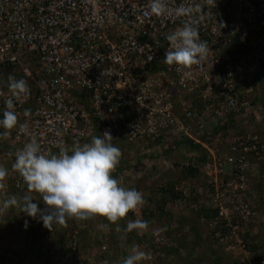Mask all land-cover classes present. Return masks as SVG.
<instances>
[{
    "label": "built area",
    "instance_id": "built-area-1",
    "mask_svg": "<svg viewBox=\"0 0 264 264\" xmlns=\"http://www.w3.org/2000/svg\"><path fill=\"white\" fill-rule=\"evenodd\" d=\"M166 2L169 14L157 17L150 12V0H0V119L11 98L8 75L23 78L30 89L14 101L18 124L3 140L13 151L0 153V166L10 170L0 186V202L18 191L45 208L39 194L29 193L11 171L15 153L31 139L41 144L44 154H58L61 148L71 154L74 141L83 144L109 131L111 142L120 150L131 147L129 153L142 155L147 166L153 152L189 138L207 157L202 163L207 179L192 208L217 207V216L207 221L216 245L242 264H264V247L260 258H254L256 241L251 238L252 226L264 223V188L258 191L255 183L262 176L264 131L253 130L257 119L242 117L247 102L240 101L245 89L237 77L242 67L264 70V0ZM181 8L193 11L178 16ZM192 20L208 42L207 58L187 70L166 65V36ZM232 112L235 119L243 118L245 133H230L232 127L212 130L214 123L226 125ZM20 124L26 125L23 133ZM227 139L228 153L223 154ZM203 154L188 151L193 160ZM162 160L161 172L152 169L150 174H158L159 187H166L163 167L174 164ZM134 165L122 172L132 185L149 171ZM190 181L175 183L177 205L187 202ZM151 209L145 204L125 217L149 223L147 234H138L142 239L136 246L150 255L141 264H161L164 249L175 244ZM19 217L40 234L25 243L23 253L0 247V264L32 258L38 259L36 264H114L108 232L98 222L104 218L70 219L66 226L49 230L39 216Z\"/></svg>",
    "mask_w": 264,
    "mask_h": 264
},
{
    "label": "clouds",
    "instance_id": "clouds-1",
    "mask_svg": "<svg viewBox=\"0 0 264 264\" xmlns=\"http://www.w3.org/2000/svg\"><path fill=\"white\" fill-rule=\"evenodd\" d=\"M208 2L213 3V0ZM149 8L151 14L157 17L169 14L166 0H150ZM192 11L189 8H181L176 10V14L181 16ZM166 40L169 47L163 63L175 65L178 70H187L199 65L207 58L210 50L207 40L200 38L196 20L183 22L181 27L166 36ZM7 87L11 98L5 101L3 118L0 119V128L4 129L0 136L3 138H7L18 124L14 101L30 91L26 80L17 79L12 74L7 77ZM245 92L248 94L249 91ZM245 92L240 96V101L247 102L242 109L246 113L252 105L246 100ZM19 130L25 132L26 125L20 124ZM112 139L110 132L105 131L100 136L92 135L90 141L83 144L78 140L74 141L71 154L69 150L61 148L58 154L50 155L42 153L41 144L36 139H31L15 153L11 171L19 175L29 193L39 194L45 208L40 209L33 203L34 198L31 195L21 196L20 192L11 191L9 196L15 192L20 197L12 195L0 202V218L2 219V211L18 207L29 217L39 216L43 226L49 230L55 225L66 226L70 219L84 221L96 217L105 218L109 222L104 225L105 228H108L109 224L116 225L115 231L125 235L133 230L137 234L148 230L149 223L143 219L128 221L124 228L118 224V221L127 217L130 212L142 208L147 201L141 189L124 186L123 176L114 178L113 173L120 163L122 153L120 148L111 143ZM9 171L8 168L0 166V186L9 176ZM25 226L27 227V221ZM214 244L216 245L215 242ZM148 259L150 255L146 251L133 245L130 253L120 258V264H141ZM27 262L30 264V260L25 261Z\"/></svg>",
    "mask_w": 264,
    "mask_h": 264
},
{
    "label": "crops",
    "instance_id": "crops-1",
    "mask_svg": "<svg viewBox=\"0 0 264 264\" xmlns=\"http://www.w3.org/2000/svg\"><path fill=\"white\" fill-rule=\"evenodd\" d=\"M248 70H250V69H248L246 67L245 68L242 67L238 71L237 77H238L239 83L242 85L243 89L247 86L246 84L248 81H246V83H245V79L246 80L248 79V77H246V74L248 75V73H249ZM251 71H253V70H251ZM258 73H260V72H258ZM242 81H243V83H242ZM244 83L246 86H243ZM245 89H246V91H248L247 88H245ZM194 105H196L198 109L200 108V103H199L198 98L196 100H194ZM229 119H230V114L228 117V122L226 124V125H228V128L232 127V129L229 131L230 133H232L233 129H235L236 132L242 131V130H240V125H242L240 121L242 119L240 120L239 117L237 119L234 118L235 122L233 124L232 123L230 124ZM243 129L246 131V128L244 126H243ZM4 139L5 138L0 136V150L3 151V149L4 150L7 149L8 151H13V148L10 149V147H6V146L4 147V145H3ZM229 141L230 140L227 139V141L225 143H223L221 146L223 154L228 153ZM111 143H115V142H111ZM169 147H171V146H169ZM168 148H166V149H168ZM140 159L142 160V162H144L143 159L145 160V158H140ZM148 161L149 160H147L146 163H148ZM149 163H148L147 167H152L153 165L150 166ZM261 165H262V169H261V171H262L261 175L262 176L255 178L256 188L258 189V191H261L264 188V177H263L264 176V162ZM125 169H126V167L122 168L121 171L118 173V175H121V176H123V178H125L124 181H126L128 178L127 176H124V174L122 173L123 170H125ZM152 169L156 170L157 167L154 166V168H150L149 173L152 172ZM201 170L202 171H201L200 175H198V177L194 178V181L197 184L196 188H192V184L190 181V190H189L190 195L187 198V202H185L183 204L180 203L179 205H177L175 203V199L179 198L180 195L175 190H174L175 193H171L172 190L174 189L172 185L171 186L169 185V188L165 189V191L168 192V193H166V196H165V198L167 200L166 201V207H165V215L166 216H164V217L162 216V218L160 217V221L162 223H164V226L171 229V230H169V232H170L169 237H171L175 240H179V247L177 246L176 248L175 247L165 248L163 251L164 255H162L160 260H159V262H161V264H172L171 263V256L173 254H176V256L178 258V262H179V259H180V261L185 260L184 255H186L187 252H188L189 257H191V258H192V256H196V257L197 256H199V257L204 256L205 258L210 260L212 262V264H222L223 262L226 261L225 257H223L221 255H226V257H227L228 253H225L224 251L222 252L221 247H218L217 245L214 244V242L210 239L211 237L208 234V231L206 230L205 225L202 223V216L200 215L202 212L201 209L202 208L206 209L207 206L206 205L204 207L200 206L198 210H195L192 208V205L194 203H198V201H199V196H198L199 190L198 189L205 184V181L207 179L206 178L207 174L204 171L203 167ZM160 172H161V168L158 170V173H160ZM115 174H116V172L113 173V175H115ZM176 174H180V170L176 171L175 168H172V167H167V168L163 167V170L161 173L162 177H164V179H166L167 185H168V183L173 184V182L176 183V182L184 179V178L177 177ZM144 179H142V180H144ZM174 187H175V185H174ZM16 194L17 193L14 192V195H16ZM175 194H177V195H175ZM17 197H19V195ZM11 209L12 210L9 211L10 214L15 213L17 211H20V208H18V207H14ZM18 217H19V215H18ZM128 221H129L128 219L123 218L120 221H118V224L121 228H124V227H126ZM98 222L101 224V228H103L102 232H104V233L108 232V235L110 238V245H116V244H118V242L120 240L122 242V240L124 238L127 239L126 240V243H127L128 237L130 236V232L127 233L126 235L123 232L118 233L115 231L116 225H111V224H109L108 228H105L104 225L109 223L105 218L102 219L101 221H98ZM252 228H253V230H252V237L251 238H253V240L256 241V243L253 244V249L255 252L254 258L259 259L261 254H262L263 247H264V223L254 224L252 226ZM34 231H36V230L35 229L31 230V232H32L31 238H33V236H34V233H33ZM87 236L88 237H86V242H90L91 240H90V235L88 234V232H87ZM140 239H142V238H140ZM131 241L132 242L130 244L128 243V245H130V246H128L126 249V251H128L127 255L130 253L132 246L138 244L136 241V237L134 235H132ZM202 241L203 242L207 241V244H204ZM7 246H9V245H7ZM63 247L64 246H62V248ZM167 254H169L170 256H169V258L166 259ZM233 256H235V255H233ZM235 257L238 259L237 256H235ZM186 260H187V258H186ZM25 261H26L25 259H20L19 263H15L13 261H8L6 264H27V263H25ZM37 262H38L37 258H32L30 260V264H36ZM227 262H228V264H242L239 260L238 261L236 260L233 263H231L229 261H227ZM113 263H115V260H113Z\"/></svg>",
    "mask_w": 264,
    "mask_h": 264
},
{
    "label": "rangeland",
    "instance_id": "rangeland-1",
    "mask_svg": "<svg viewBox=\"0 0 264 264\" xmlns=\"http://www.w3.org/2000/svg\"><path fill=\"white\" fill-rule=\"evenodd\" d=\"M248 71H249V73L251 72L250 74L248 73L249 76L246 74V77H248V79L246 80L245 79L246 77L244 78L245 79V83H246V81H248L247 84H246L247 86L245 85V83L243 84V86H246L245 88H247V90L249 91L248 94L245 92V94L247 95L246 96V100L249 101L252 106H250L248 108L249 111L244 113L242 115V117L244 119H246V120L247 119H249V120L257 119V120H259V122L255 126V130L258 131V133H262L261 131L262 130L264 131V70L262 68L261 70H256V71L253 70V71H251V69H250ZM258 72H260V73H258ZM242 83H243V81H242ZM242 121H243V119L240 121L241 124H242ZM243 125L244 124L240 125V130H243ZM243 132L244 131H238L237 133L238 134H242ZM112 144L114 146L118 147L117 143L116 144L112 143ZM121 150H122L121 159L122 158H128V157H130V158L132 157L133 158V156L129 153V151L131 150V147L124 146V148L121 147ZM135 157H136V155H135ZM162 159L171 160V159H169L167 157L165 158L163 155L162 156L159 155V156H157V158L149 157V159H147V160H149L148 163L151 161V163H153V165L155 167H157L156 173H157L158 168H159L158 165H160V163L163 162ZM137 163L138 162H136V164ZM139 164H140L141 167H143V169H146V168L148 170L150 169L142 161H140ZM156 173L154 172L155 175L153 176V175H151L149 173V171H147L146 177L144 179L145 181L142 180L143 178L137 180V184H140L142 186L143 189H141V190L145 193V195H148V194L151 195L153 207H155V206L157 207L158 205H161L162 204V199H163V196H162L163 194H161L159 192V190H158V187H159V185H158L159 182L158 181H159L160 177ZM147 175H148L149 178H153L154 177L153 180L150 183L148 181H150L151 179H148ZM119 177H121V175L117 174V175L114 176V178H119ZM137 184L132 185L129 182L124 181V186L125 187H129V188H133ZM12 195H14V194H11V196ZM16 195L18 196V194H16ZM11 210L12 209L9 208L7 210L2 211V213H1L2 219L0 218L1 219L0 220V247L4 251H6V250L9 251L11 254L14 253L15 251L23 253L24 248H25V243L32 237L30 221L26 220L29 223V225L26 227L25 226V221H23V218L22 217L21 218L18 217V215L20 216L21 213H23V212L17 211L15 213H11L10 214L9 211H11ZM16 217L19 218V221L17 219H15ZM15 223H17V225ZM149 230H150V226H149L148 230H146V231H149ZM136 234H137L136 231L130 232L131 239H132V235H134L135 237L138 235V234L137 235ZM126 240L127 239L124 238L122 240V242L120 240L118 242V244L110 245L112 254H114L113 255V260H115L116 263H118V262L120 263V258L121 257L127 256V254H125V253L128 252V251H126V249L130 245H128V241L126 243ZM172 241L175 242L173 247H175V248L177 246L179 247V240L173 239ZM203 243L207 244V241H204ZM7 245H9V246H7ZM222 252H223V250H222ZM169 256L170 255L167 254L166 259L169 258ZM221 256L225 257V260H226L222 264H228L227 261L233 263L236 260L237 261L239 260L235 256H233V254H227V257H226V255H221ZM184 257H185V260H181L180 261V259H179V262H178V258L176 256V254H173L171 256V263L172 264H212V262L210 260H208L207 258H205L204 256H201V257L192 256V258H191V257H189L188 252H187V254L184 255ZM186 258H187V260H186ZM27 264H29V263L27 262Z\"/></svg>",
    "mask_w": 264,
    "mask_h": 264
},
{
    "label": "trees",
    "instance_id": "trees-1",
    "mask_svg": "<svg viewBox=\"0 0 264 264\" xmlns=\"http://www.w3.org/2000/svg\"><path fill=\"white\" fill-rule=\"evenodd\" d=\"M229 121H230V124L231 123L233 124L235 122L234 113L233 112L230 113ZM214 124H216V127L212 128L213 131H218L220 129L226 130V128L228 129V125H219L218 123H214ZM190 150L198 151V152L200 151V153L203 154V152H202L203 149H202L201 145L197 144L195 141H193V140H191L189 138H183V139H180L178 141H174V143L168 149H166V148L165 149H161L156 154L153 152L150 155V157L157 158V156H159V155L162 156L163 155L165 158L167 157V158L171 159L170 161L174 164L175 170L176 171L180 170V174H176L177 177L184 178V179H191L192 188H196L197 184L195 183L194 178H196V177H198V175H200V173L202 171L201 170L202 169V165L201 164L207 159V157H206L205 154H203L201 157H196L193 160L192 158H190L188 156V151H190ZM141 156L142 155H139V156L137 155L136 157L133 156V158L132 157L131 158L130 157L122 158L120 160V163H119L116 171H115L116 172L115 175H117L121 171L122 168H125V167L129 168L134 163H135L134 166H136V167L140 166L139 163H140V161H142L140 159ZM187 161H190L189 165H186ZM136 162H138V163L136 164ZM206 178H207V175H206ZM169 185L170 186L172 185L173 188H174L171 193H175V191H176L175 187H174L175 182H173V184H169L168 183V185H166V187H158L159 192L161 194H163L162 195L163 199H162V204L158 205L157 207L156 206L152 207V198H151L150 194L144 195V198L147 201L146 204L149 206L150 209L152 208L151 211H150V215L153 216V217H156L159 220H160V217L166 216L165 215V207H166V201L167 200H166L165 196H166V193H168V192H166L165 189L166 188L168 189ZM133 188H135L137 190L143 189L140 184H137ZM175 195H177V194H175ZM195 210H198V209H195ZM201 211L202 212H201L200 215L202 216V223L205 225L206 230L208 231V234L211 237L210 239L213 240V238L211 236V233H210V230L208 228L207 221H208L209 218L211 219V218L217 216L219 210H218L217 207L216 208L215 207H207L206 209L202 208ZM166 230H167L168 233H170L169 232L170 228H167ZM133 231H135V230H133ZM33 233H34L33 238L38 237L39 234H40V233L37 234L38 233L37 231H34ZM248 235H249V233H248ZM129 238H128V243H131V237L129 236ZM136 241H137V243L141 242V239H140V237L138 235L136 236ZM125 254H127V253H125ZM114 264H120V263L119 262L118 263L115 262Z\"/></svg>",
    "mask_w": 264,
    "mask_h": 264
}]
</instances>
